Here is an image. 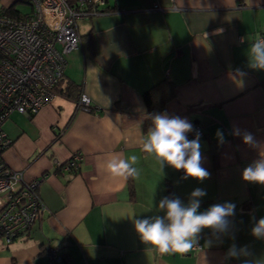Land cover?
Listing matches in <instances>:
<instances>
[{
  "label": "crops",
  "instance_id": "obj_1",
  "mask_svg": "<svg viewBox=\"0 0 264 264\" xmlns=\"http://www.w3.org/2000/svg\"><path fill=\"white\" fill-rule=\"evenodd\" d=\"M20 5L27 4L0 0V11L28 15ZM103 8L77 21L80 43L65 55L63 93L35 115L12 113L2 125L12 142L4 162L39 180L45 211L24 236L9 245L0 238V264H50L48 247L58 249L62 264H264V239L251 234L264 218V185L242 179L264 153V70L248 61L251 43L264 37V0H106ZM169 88L164 113L203 132L204 181L160 169L139 146L147 132L143 96ZM79 93L92 113L77 111ZM245 133L254 144L243 142ZM78 153L79 166L66 169ZM114 153L137 156L138 176L105 171ZM197 188L206 192L198 212L235 205L228 230L203 229L200 248L186 253L149 251L134 219L163 216L165 197L187 205ZM233 246L237 256L228 255Z\"/></svg>",
  "mask_w": 264,
  "mask_h": 264
},
{
  "label": "built area",
  "instance_id": "obj_2",
  "mask_svg": "<svg viewBox=\"0 0 264 264\" xmlns=\"http://www.w3.org/2000/svg\"><path fill=\"white\" fill-rule=\"evenodd\" d=\"M31 12L22 18L0 11V236L4 244L28 233L41 218L45 206L37 189L39 180L28 181L10 169L3 155L12 142L2 129L12 113L31 117L49 105L57 95L55 88L63 79L65 55L80 43L77 21L102 14L105 0H24ZM155 10L164 8L155 6ZM77 111L92 113L91 101L82 93ZM203 135L199 127L191 137ZM82 156L72 155L65 168L78 167ZM195 248H200L196 240ZM50 264H62L56 248L48 247Z\"/></svg>",
  "mask_w": 264,
  "mask_h": 264
},
{
  "label": "clouds",
  "instance_id": "obj_3",
  "mask_svg": "<svg viewBox=\"0 0 264 264\" xmlns=\"http://www.w3.org/2000/svg\"><path fill=\"white\" fill-rule=\"evenodd\" d=\"M248 61L251 69L264 70V37H258L251 43ZM193 130V125L186 118L169 117L167 113L153 114L151 126L139 146L143 153L155 158L160 169L167 165L178 171L183 170L184 178L204 181L210 177V173L202 166L199 133L192 140L186 135ZM217 135L222 137L219 131ZM243 142L252 145L255 140L251 133H245ZM136 162L135 155L122 158L120 153H114L103 162L102 167L112 176L135 178L139 174L134 166ZM242 179L264 185V153H261L260 159L243 170ZM205 195L206 192L200 188L193 190L187 205L179 198L165 197L158 205L164 212L163 216L134 219L135 230L141 241L148 246V250L160 254L186 253L193 248L203 229H211L215 233L226 232L230 224L228 218L234 215L235 205L215 204L206 211L198 212L200 198ZM251 234L258 239H264V218L256 222ZM238 254L235 246L229 249V256Z\"/></svg>",
  "mask_w": 264,
  "mask_h": 264
},
{
  "label": "trees",
  "instance_id": "obj_4",
  "mask_svg": "<svg viewBox=\"0 0 264 264\" xmlns=\"http://www.w3.org/2000/svg\"><path fill=\"white\" fill-rule=\"evenodd\" d=\"M66 1L69 4H73L74 1H76V0H66ZM105 3H106V0H105ZM103 7H101L100 10H101L102 13H106L107 11L104 10ZM1 11L3 13H5V14H7V15H9L11 17L17 18V19L22 18L23 16H26V15L20 14V12L17 11L14 7H11V8L5 9V10H1ZM61 84H62V81L55 88V91L57 93L58 92L59 93H63V90L60 89L61 88ZM65 90L70 92V91H74L75 88L72 85H69V86H67V88ZM166 91H161V93H156L155 91H151V92L146 93L143 96L144 103H145V105L147 107V117H148V119L145 121L144 126H143V128L145 130H147L151 126V116L153 114L164 113L165 103H166L167 99L170 98L171 95H172V92H171L170 88H169V91H168V89ZM80 95H81V93H79L78 99H79ZM78 99H77V101H78ZM77 101H76V103H77ZM0 238H1V236H0ZM63 262H64V260H63Z\"/></svg>",
  "mask_w": 264,
  "mask_h": 264
},
{
  "label": "rangeland",
  "instance_id": "obj_5",
  "mask_svg": "<svg viewBox=\"0 0 264 264\" xmlns=\"http://www.w3.org/2000/svg\"><path fill=\"white\" fill-rule=\"evenodd\" d=\"M19 8H23V9H25L26 12H29V13L31 12V8H30V6H28V5H20Z\"/></svg>",
  "mask_w": 264,
  "mask_h": 264
},
{
  "label": "bare ground",
  "instance_id": "obj_6",
  "mask_svg": "<svg viewBox=\"0 0 264 264\" xmlns=\"http://www.w3.org/2000/svg\"><path fill=\"white\" fill-rule=\"evenodd\" d=\"M76 109H77V104H76Z\"/></svg>",
  "mask_w": 264,
  "mask_h": 264
}]
</instances>
